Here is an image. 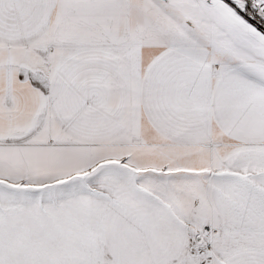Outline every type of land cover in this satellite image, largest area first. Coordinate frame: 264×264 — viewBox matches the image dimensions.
Instances as JSON below:
<instances>
[{
  "label": "snow or ice",
  "instance_id": "1",
  "mask_svg": "<svg viewBox=\"0 0 264 264\" xmlns=\"http://www.w3.org/2000/svg\"><path fill=\"white\" fill-rule=\"evenodd\" d=\"M0 264H264V0H0Z\"/></svg>",
  "mask_w": 264,
  "mask_h": 264
}]
</instances>
